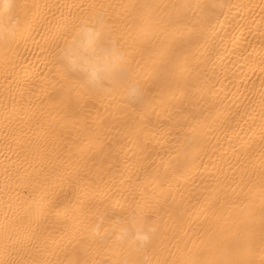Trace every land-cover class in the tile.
I'll return each mask as SVG.
<instances>
[{
  "label": "bare ground",
  "instance_id": "obj_1",
  "mask_svg": "<svg viewBox=\"0 0 264 264\" xmlns=\"http://www.w3.org/2000/svg\"><path fill=\"white\" fill-rule=\"evenodd\" d=\"M0 264H264V0H0Z\"/></svg>",
  "mask_w": 264,
  "mask_h": 264
}]
</instances>
